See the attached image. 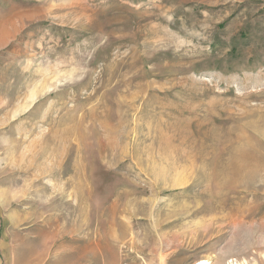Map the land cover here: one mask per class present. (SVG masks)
<instances>
[{"label":"rangeland","instance_id":"obj_1","mask_svg":"<svg viewBox=\"0 0 264 264\" xmlns=\"http://www.w3.org/2000/svg\"><path fill=\"white\" fill-rule=\"evenodd\" d=\"M264 264V0H0V264Z\"/></svg>","mask_w":264,"mask_h":264},{"label":"bare ground","instance_id":"obj_2","mask_svg":"<svg viewBox=\"0 0 264 264\" xmlns=\"http://www.w3.org/2000/svg\"><path fill=\"white\" fill-rule=\"evenodd\" d=\"M199 264H206V261H202V262H200Z\"/></svg>","mask_w":264,"mask_h":264}]
</instances>
